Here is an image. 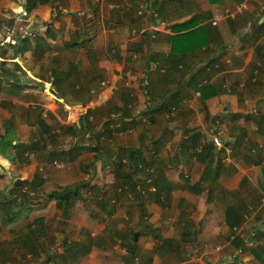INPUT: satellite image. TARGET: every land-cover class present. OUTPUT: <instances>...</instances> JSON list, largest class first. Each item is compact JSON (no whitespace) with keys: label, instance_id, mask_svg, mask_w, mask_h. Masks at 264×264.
I'll return each mask as SVG.
<instances>
[{"label":"crops","instance_id":"0c3cea01","mask_svg":"<svg viewBox=\"0 0 264 264\" xmlns=\"http://www.w3.org/2000/svg\"><path fill=\"white\" fill-rule=\"evenodd\" d=\"M0 22V42L11 29L22 34L19 50L21 37L30 42L15 59L11 46L0 44L7 51L0 64L17 65L20 79L11 94L12 81L0 88V179L37 176L48 192L80 184L86 200L71 208L83 206L91 219L92 206L101 213L100 224L81 216V239L69 238L70 214L64 233L49 234L46 264H264V0H0ZM193 30L207 35L208 46L171 57V38ZM208 61L202 94L204 86L189 78ZM102 82L114 86L113 97L89 107ZM32 142H39L36 153L17 157L14 146ZM208 143L218 176L195 193L189 188L205 167L196 153ZM131 149L145 159L135 172L138 200L115 191L114 164L126 165ZM69 152L76 157L69 160ZM56 164L65 167L56 171ZM159 176L169 192L160 203L152 197ZM229 208L243 218L232 229ZM3 231L0 239L9 240ZM84 236L102 246L62 261L61 240ZM235 237L244 248L233 245ZM130 240L132 253L122 246Z\"/></svg>","mask_w":264,"mask_h":264},{"label":"trees","instance_id":"16d2710c","mask_svg":"<svg viewBox=\"0 0 264 264\" xmlns=\"http://www.w3.org/2000/svg\"><path fill=\"white\" fill-rule=\"evenodd\" d=\"M32 2L36 0H31ZM46 1V0H44ZM212 3L219 2L220 0H210ZM40 2V1H38ZM34 4V3H33ZM193 21H189L182 26L180 25L179 28L187 29L190 26H193ZM11 24V23H10ZM9 23L7 25H10ZM13 26L6 27V31L8 29L12 28ZM4 28V26L1 25L0 22V30ZM261 29V26L257 29V32ZM18 31V29H16ZM200 31V30H199ZM1 32V31H0ZM200 32H195L194 30L191 32H188L182 36H176L171 38V57H179L184 58L187 57V54H194V51H197L203 47V45H207L206 42L209 41L207 38V35H199ZM22 34L17 36V38H14L13 43H9L13 50V57L10 59H15V57L18 55L19 52H24L25 50H28L30 47V42H28L27 37L24 36L21 37V50H19L20 44H17V41H20V36ZM3 40L5 39V35H3ZM207 41H206V39ZM2 40V41H3ZM184 46V51L180 52L178 45ZM180 53V54H179ZM7 51L3 50L0 52V57L3 59H7ZM210 68V61L207 62V64L199 70H197L194 74L191 75L189 78V81L195 82L196 84H201L200 86H204L209 81V74H206L202 76V73L207 69ZM18 68L13 67L12 70H9L8 68H5V64H0V88L3 85L5 81H12V88L7 89L6 91L8 93H12L13 87H16L15 85L20 83L19 75L17 74ZM196 76L199 78L196 80ZM202 78V79H201ZM202 86V87H203ZM200 88V90L202 89ZM207 86H204V88L201 90V93L203 94L204 89H206ZM214 93V92H212ZM216 93V92H215ZM205 96V95H204ZM165 95L163 96V99L165 100ZM174 96H170L169 99H174ZM164 108L167 110V106H164ZM162 109V107H160ZM90 113V112H89ZM233 118H240V115H233ZM246 119L248 118L245 117ZM37 146H39V142H32L28 145L18 144L15 145L14 148L16 150L17 157L20 158L21 154H30V153H36ZM77 150H80V148H77ZM213 145L211 143H208L204 148H202L199 153H196L197 159H201V162L205 165L203 174L199 179V182L197 184L191 186L189 189L192 192L200 193L203 191V188L201 187L202 184L208 183V182H215L217 179V171L219 170V166L216 164L213 166ZM120 151V149H119ZM69 160H72L76 157V153L69 152ZM127 164H122L121 161L115 163L117 168H119L120 173L115 172L114 181L116 183H120V187H116L115 191L117 195L124 194L125 192H130L133 194V199H143V194L141 195V192H139L136 188L137 181L135 180V172L139 170L141 166L144 165L145 159L141 157V152L139 150H129L127 151ZM131 167L129 169L128 167ZM124 169V173H121V169ZM215 169V171H214ZM214 171V173H212ZM123 172V171H122ZM2 175L0 174V178ZM154 185H155V192L152 194L153 200L160 203L159 201L161 197L166 198L169 196V192H165L163 194V189L160 188V183H165L166 178L164 176L154 177L153 178ZM113 183L114 186H116V183ZM44 184V180L35 176L32 180H20L16 179L13 181L11 187H9L8 190H3L0 192V233L4 229H8L11 237L9 240H1L0 239V264H12V262L16 258L22 257V259H28L26 262H23V264H46L49 262V257L46 252L49 245L52 244V240L49 237L50 234V227L47 223V219H45L44 216H38L36 218H33L32 220L29 219V214L34 209L41 208L44 206L47 201H54L55 208L60 212V221H59V227H58V233H64L66 227H67V220L70 218V209L73 206V204L80 200L85 202L86 198H83L79 192V185L76 184L73 186H58L56 189L49 191L48 193L44 192L42 189ZM119 189V190H118ZM117 190L119 192H117ZM168 200V199H167ZM138 207L141 208L142 204H138ZM37 208V209H38ZM104 208L100 205V210ZM112 212V211H110ZM233 214L229 217L227 216L226 222L230 229L233 227L239 226L240 222L242 221V215L241 212H238L237 209L229 208L227 209V213ZM89 214L92 216L95 215V213H91L89 211ZM146 215V213H145ZM143 213V209L141 210V217L145 216ZM233 216V218H232ZM234 219L233 221H231ZM24 221V225L17 229V225ZM148 233H150L154 238H157V230L145 225ZM120 233H116L117 237H120ZM158 239V238H157ZM161 245L166 246L172 244V242L160 239ZM101 242L87 237V240L84 242H68L66 240H61V247L63 248V256H61V260L65 261L66 257L69 260H75L80 255H83L91 249L92 246L94 247H101ZM246 242H243L238 237H235L233 240V245L239 249L244 248ZM122 246L128 250L133 251L134 243L133 240H130L127 243H123ZM20 253V255H18ZM17 255V256H16ZM29 255V257H27ZM129 257H132L131 254H129ZM47 258L46 262L41 261V259ZM29 261V262H27ZM35 262V263H33Z\"/></svg>","mask_w":264,"mask_h":264},{"label":"rangeland","instance_id":"374dc122","mask_svg":"<svg viewBox=\"0 0 264 264\" xmlns=\"http://www.w3.org/2000/svg\"><path fill=\"white\" fill-rule=\"evenodd\" d=\"M18 34H19V31H17L16 35L11 34L13 36H10V37H12V38L14 37L16 39L17 38L16 36H18ZM0 44H4V43H2V41H1ZM9 56H11V51H10ZM112 97H113V95H112ZM63 167H65L63 164H56V166L54 165V170H56V171L57 170H61V169H63ZM43 170H44V168H43ZM39 173H42V172H39ZM14 179H15L14 176L13 177L12 176L8 177L6 179H5V177H3L2 179H0V191L1 190H8L9 187H11ZM48 186H49V188H52V185H48ZM43 189H44V192H48V190H47L48 188H43ZM91 209H92V211L95 212V215H96L92 219L90 217H88V218L86 217L87 215L84 213L85 210H84L83 206H81V205L78 206L77 208H74V209L71 208L70 209V214H71L72 218L74 219V221H73L74 223H72V225L70 226V230H71L70 231L71 235L69 236L70 239H79L80 238L79 237V231H77V230H78V228L82 227V225H83V223L81 222V218L83 216H84V218L86 217V220H87L88 224H90L91 222H96V221H97V224L101 223L100 220H99L101 213L94 206H92ZM41 215H44V217L47 219V223H48V225L50 227V233L51 232H58V227H59L58 218H59L60 212L56 208H54L53 205L49 206V205L46 204L42 208H38V209L36 208L33 211H31L30 214H29V219L32 220L33 218H36V217L41 216ZM85 222L86 221H84V223ZM23 225H24V221L20 222L17 225V229H20ZM89 231L91 233H95L96 231H99V229L97 228V226H92V227H90ZM2 235H3V237H5V239H9L11 237L8 229H4ZM82 239L84 241V240H86V237L84 236ZM18 255H20V253H18ZM26 260H28V259L24 260L20 256V258L19 257L16 258L12 262V264H23V262H26ZM27 262H29V261H27Z\"/></svg>","mask_w":264,"mask_h":264},{"label":"built area","instance_id":"2783aa9c","mask_svg":"<svg viewBox=\"0 0 264 264\" xmlns=\"http://www.w3.org/2000/svg\"><path fill=\"white\" fill-rule=\"evenodd\" d=\"M27 15V12L23 10L21 12V16L25 17ZM11 34L16 35V32H14L13 29H11ZM9 35V36H13ZM9 36H6L5 39L2 41L4 44L13 43L14 38H10ZM114 86L110 84L109 82H102L101 83V89L97 92L95 99L89 102V107H95V106H102L105 105L109 100H111V97L113 95ZM216 145H219V142L217 140H214Z\"/></svg>","mask_w":264,"mask_h":264},{"label":"water","instance_id":"95a60500","mask_svg":"<svg viewBox=\"0 0 264 264\" xmlns=\"http://www.w3.org/2000/svg\"><path fill=\"white\" fill-rule=\"evenodd\" d=\"M261 22V21H260Z\"/></svg>","mask_w":264,"mask_h":264}]
</instances>
